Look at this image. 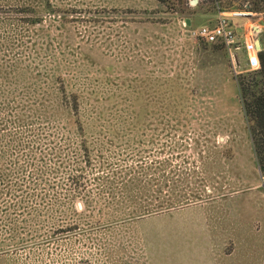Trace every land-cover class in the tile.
Returning a JSON list of instances; mask_svg holds the SVG:
<instances>
[{
	"label": "rangeland",
	"instance_id": "1",
	"mask_svg": "<svg viewBox=\"0 0 264 264\" xmlns=\"http://www.w3.org/2000/svg\"><path fill=\"white\" fill-rule=\"evenodd\" d=\"M191 1L0 0V175L17 177L30 151L19 140L31 135L12 124L19 103L75 94L87 122L70 139L92 149L80 175L103 195L102 215L77 200L63 208V233L58 221L36 232L15 222V188L0 179V264H264V176L241 99L207 94L254 70L231 58L210 71L184 20L197 29L220 13H253L243 20L252 24L260 15L246 11L254 0ZM129 172L150 183L149 211L132 225L106 223L111 179Z\"/></svg>",
	"mask_w": 264,
	"mask_h": 264
},
{
	"label": "trees",
	"instance_id": "2",
	"mask_svg": "<svg viewBox=\"0 0 264 264\" xmlns=\"http://www.w3.org/2000/svg\"><path fill=\"white\" fill-rule=\"evenodd\" d=\"M158 2L166 4L168 0ZM249 11L264 13V0H254ZM40 22L39 20L35 23ZM224 46L219 44L215 48L220 50ZM258 58L259 69L251 73V79H240L238 86L243 114L249 124L253 152L257 165L264 175V49L259 52ZM57 70L54 72L60 74ZM62 78L60 74L53 82L59 80L60 83H64ZM56 91L61 94L62 88L59 87ZM25 98V102L19 103L21 114L16 107L19 112L12 124L17 126L19 134H23L21 130L25 128L31 135L25 143L19 140L21 152L27 148L30 151L25 156L24 153L19 156L18 159H23L24 163L22 166H15L17 177L9 179L10 175L4 174L0 175V179L3 185H12L15 188V192L8 194L13 197V208L19 217L15 222L30 223L35 231L39 232V228L58 221V225L56 227L53 225L52 229L63 233L65 226L59 224H64V218L68 216L63 208H73L77 200L83 204L82 213H90L92 217L95 214H103V195L92 194L87 189L88 181H84L80 175L87 167L93 165L90 155L92 149L87 147L86 141L79 144V141L70 139L71 135L85 133L87 121L85 113L82 112L84 101L75 94L72 97ZM44 131L51 133L49 136H43ZM64 135L68 136L67 139H64ZM133 173H124L115 179L107 178L103 182L108 187L111 179V215L114 219L111 221L110 216L106 223L132 225L139 221L138 217L149 211L143 204L149 200L146 195V184L150 183L145 181L140 172ZM58 189L63 192V200L60 199ZM46 192L50 194L47 195ZM166 200L172 201L173 197ZM168 201L161 207L168 208L174 204ZM148 204L153 203L149 201ZM76 212L74 210V213Z\"/></svg>",
	"mask_w": 264,
	"mask_h": 264
},
{
	"label": "crops",
	"instance_id": "3",
	"mask_svg": "<svg viewBox=\"0 0 264 264\" xmlns=\"http://www.w3.org/2000/svg\"><path fill=\"white\" fill-rule=\"evenodd\" d=\"M250 8L251 7L248 6L246 11L251 12L249 11ZM235 13H241V14L236 15L234 13L232 14L231 13H220L218 17L220 19L222 16L230 15L226 17L229 18V21L231 25L233 26L235 33H236V42L234 43V45H232L231 47H228L225 45L224 48L220 50L216 49L215 47L216 45H219L221 43L209 44L204 41H200V42H195L192 45L195 56H197L198 58L203 57L202 59H204L203 60L204 63L210 60L208 64L209 67H211L210 71H213V69L215 68H221L220 66L222 65L220 64H222L224 60H227L229 62L231 58H233L234 61L235 60L242 61L245 69L254 70L250 67L249 62H248V52L246 50V44H249L250 42L255 43V47H256L255 54L256 55H258L259 52L264 49V13L255 12L260 15V17L257 18L256 20L257 22L255 24H252L251 21H248V22L243 21L244 19L251 20V16L253 15V13H246V12H235ZM184 20L186 21V23H187V20H190V24L188 25L189 32L191 30H197L200 28L199 27L195 29V26L198 24L196 19L186 18ZM249 23H250V27H248ZM258 43L260 44V49H258L257 47ZM221 76L222 78L224 77L223 75ZM223 82L224 83L219 84V83H213V82L211 83L210 81L211 87L209 88V92L214 91L215 93L214 94L207 93V94L211 95V97L212 95L214 97H231V96H236V95L237 97H240V90H239L238 85H235L233 81L225 80Z\"/></svg>",
	"mask_w": 264,
	"mask_h": 264
},
{
	"label": "built area",
	"instance_id": "4",
	"mask_svg": "<svg viewBox=\"0 0 264 264\" xmlns=\"http://www.w3.org/2000/svg\"><path fill=\"white\" fill-rule=\"evenodd\" d=\"M234 14L239 15L241 13ZM190 36L209 44L221 43L228 47H231L236 42L235 30L231 25L229 18L226 16H222L219 19L218 24L214 27L203 26L197 30H191ZM246 50L248 52V62L250 67L254 70L259 69L260 62L258 55L255 54V43L250 42L249 44H246Z\"/></svg>",
	"mask_w": 264,
	"mask_h": 264
},
{
	"label": "water",
	"instance_id": "5",
	"mask_svg": "<svg viewBox=\"0 0 264 264\" xmlns=\"http://www.w3.org/2000/svg\"><path fill=\"white\" fill-rule=\"evenodd\" d=\"M197 3H198V0H193V1H191V4H192V5H195V4H197ZM187 24H188V25L190 24V20H187ZM257 47H258V49H260V44H259V43H258ZM80 207H81V204H80Z\"/></svg>",
	"mask_w": 264,
	"mask_h": 264
}]
</instances>
